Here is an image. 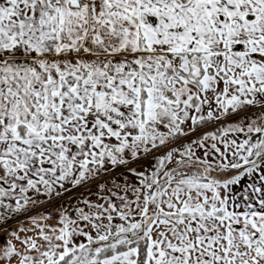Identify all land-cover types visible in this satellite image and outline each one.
<instances>
[{"label":"crops","instance_id":"0c3cea01","mask_svg":"<svg viewBox=\"0 0 264 264\" xmlns=\"http://www.w3.org/2000/svg\"><path fill=\"white\" fill-rule=\"evenodd\" d=\"M51 1L53 29L47 20L32 21L31 14L20 24H0V196L20 207L0 218V264H58L71 251L77 263L136 264L135 247L95 259L99 248L134 240L146 243L144 264H264V155L241 169L239 162L216 164L214 177L190 172L160 181V172L145 182L148 174L141 170L129 175L135 165L144 167L146 158L169 150L155 143L156 136L172 132L192 148L194 138L208 136L225 120L264 108V0H80L78 6L73 0ZM247 14L251 21L244 20ZM19 30L29 44L4 53ZM234 46L238 58L229 53ZM174 53L220 55L224 79L208 83V92L202 89L193 100L178 91L174 99L163 97L174 114L151 117L146 105L160 101H148L145 72L151 75L156 62L163 67L165 54ZM110 73V83L133 92L137 87V99L143 91L142 112L135 95L128 107L129 90L105 96L107 84L99 86L104 91L88 89V83H109ZM175 96H182L180 102ZM112 104L121 108L110 109ZM85 105H92V112L84 119ZM204 119L209 122L202 128L193 126ZM80 129L100 138L85 144L94 153L118 148L128 156L115 166L104 154L95 157L87 180L68 190L72 181L65 179L68 156L62 145L71 141L67 151H75ZM130 135L143 137L135 142L144 152L153 141L158 150L129 158V147L117 137ZM219 138L226 147L225 137ZM204 166L209 170L208 163ZM142 182L138 212L131 185ZM29 185L33 192L26 191ZM91 188L94 192L84 193ZM10 190L13 195L7 196ZM20 191L25 197L15 195Z\"/></svg>","mask_w":264,"mask_h":264},{"label":"rangeland","instance_id":"374dc122","mask_svg":"<svg viewBox=\"0 0 264 264\" xmlns=\"http://www.w3.org/2000/svg\"><path fill=\"white\" fill-rule=\"evenodd\" d=\"M34 1V0H33ZM220 1L216 2V6L219 5ZM223 5V3H222ZM46 6L48 7L46 10ZM221 6V5H219ZM218 6V7H219ZM53 4L51 0H46L45 5L40 2V0H36L35 2L31 3L30 0H0V24L4 23V21L7 23L8 20H12L15 22H18L20 24L23 21V19H29V15L31 14V19L32 21H35L37 19L38 21L43 20L46 22L48 21L49 28L53 29L54 28V14H53ZM36 12V13H35ZM34 13V14H33ZM6 14H11L12 17L15 19H12V17H8ZM43 14L42 17L39 15ZM28 16V17H27ZM30 19V20H31ZM45 19V20H44ZM195 21H197L196 18H194V24ZM25 24V23H24ZM44 24V23H43ZM22 25V24H21ZM18 26V25H17ZM36 27L35 25H33ZM40 26V25H39ZM198 27V26H197ZM194 25V31H196L197 28ZM36 30V28H33ZM21 30L18 32L14 31V38L12 42H15L12 44V48L8 49H3V52H18L23 46L21 45L22 43L24 44H29L30 40L28 39H23L21 36ZM21 40V42H19ZM35 39L31 41V43H34ZM50 44V51H51V45H52V39L49 40ZM230 55L233 56L234 58L239 57V52L240 50L238 47H232L230 48ZM50 51H48L50 53ZM0 53H2V50H0ZM228 53V54H229ZM164 63L162 64L163 67L160 64L159 68V63L156 62L155 66L153 69H149L151 72V75L146 71L145 75L149 77L150 79H147L149 82L148 83H143L145 87H143V90L149 99L148 101H152V99H157V101H160V103H153L151 104L148 103L147 105L144 104L143 108L146 105V109L148 107L149 115L151 117L154 116V114L159 115L162 114L161 116L166 117L168 114H174V109L170 107L169 105L164 104V98H173L174 95H183L186 99L188 98V95H192L191 99L193 100V97L195 95H200L201 90L205 92V94L208 92V88L211 86V84L208 83H219L221 80L224 79V76L221 72V56L217 54H201L199 55L195 54V56L190 57V58H184L180 60L176 65H173V61L170 58H167L166 56L163 57ZM146 61V60H145ZM149 64L151 65V60H149ZM166 65V67H165ZM123 67H128L131 68V63L124 64L122 63ZM148 66L146 65V68ZM150 67V66H149ZM152 68V67H151ZM191 70H197L196 74L189 75V69ZM196 68V69H195ZM135 70V67H134ZM190 70V71H191ZM211 74H210V73ZM96 75V72L93 73ZM111 75L113 73H110L108 75L107 80L109 83H88L89 87L88 89L92 90L96 87H99L100 85H108V88L106 89L107 93L99 92L97 94H105V96H109L112 94L118 93L119 91H128V96L130 98V103H129V108H132V105H134V95H135V104L136 106H139V99L138 98V88L135 87V92L132 87L130 89L126 90V86L120 85L119 83H110L111 80ZM89 76H92L89 75ZM87 76L89 79L90 77ZM190 79V80H189ZM207 83V84H206ZM126 84V83H124ZM84 85V84H82ZM98 85V86H97ZM102 91L105 90L103 86L99 87ZM181 89V90H180ZM95 90H98L96 88ZM176 92V94H175ZM203 92V93H204ZM192 93V94H191ZM81 94V92H79ZM84 94V93H82ZM125 94V93H124ZM194 95V96H193ZM104 96V95H103ZM182 96H175V98L180 102ZM195 99V98H194ZM147 101V102H148ZM175 100H173L174 102ZM191 101V100H190ZM163 103V104H161ZM188 103V102H187ZM189 104V103H188ZM191 104V103H190ZM176 107L178 108L180 105L179 103L177 104L176 102ZM174 105V106H175ZM92 105L84 106L82 107L81 110V115L80 117L84 119L88 114L92 112L91 107ZM156 106H160L162 109H158ZM195 107V105H192ZM110 109L115 108L118 110V108H121L117 106L116 104L108 105ZM138 111V109H136ZM168 113V114H167ZM167 114V115H166ZM200 113L198 112L197 114H193L192 118L195 119L194 117H198ZM169 117V115L167 116ZM165 122V121H164ZM183 122V121H182ZM84 124V122H83ZM166 126L169 127L171 124L169 121L165 122ZM181 124V123H179ZM203 127V126H202ZM201 127V128H202ZM200 129V128H199ZM167 129H163V131H166ZM258 130H261V133H257ZM146 133V132H145ZM167 134L164 137L161 136H156L155 143L160 144L162 146H167L169 147L168 149H165L162 152L156 153V158L148 157V162H146L145 166L143 164L135 165L131 170L129 175H137V172L141 170L143 173H147L148 176L145 177V182H149L151 180V176L153 171L156 170L157 166H160L163 164L162 162L165 161V166L161 171V180H165L167 178H179L181 175H184L186 173H194V175H202L205 171L208 172L206 174L212 175L211 177L217 176L219 174L218 168H216V164H224V162H230L232 164H236L239 162L240 164V169L244 168V166H250L254 164L261 156L264 155V108L259 109V110H252L249 112H245L243 114L236 115L234 117H231L227 120L224 121V124H222L220 127L216 128L215 130L212 131L208 136H202L201 138H194L192 142V148H190L189 144H184L183 138L184 136H175L171 134ZM255 133V134H253ZM147 134V133H146ZM222 135V137H225L224 141L227 143V146H222L219 145L218 143L221 142L222 140L217 139V137ZM229 134H234V137H231ZM238 134H241L238 136ZM244 136L242 137V135ZM248 134H253V136ZM229 136V138H228ZM143 138V137H141ZM140 137L137 136H128V137H117V140L123 144V147H129V158L134 157L135 159H138L142 156V154L146 156L153 154L154 150H158L156 147L157 145L153 146L154 141L152 144H149L151 146L150 149L147 146V150L144 152V146L140 142H135V139L140 140ZM161 138V139H160ZM166 138V139H165ZM100 138L95 137V136H90L86 137L83 134V130L80 129L79 135L74 137V141H78L77 143H80V146L77 147L75 151H67L68 150V145L71 141L67 142L66 144L62 145L66 148L62 152V155H67L68 158H66L65 166H64V172L66 174L65 179H69L72 181L70 184L69 188H73L74 186H77V184H81L82 181L87 180V177H89V172L94 171V167L91 165V162L93 163V160L95 157L99 155L106 156L108 160L110 161L111 165H114V163L119 162V160H126L125 157L128 156V154H122V151L119 150L118 148H108L102 153H94L91 151L92 149L88 146L85 145L88 143V140H95L96 142H99ZM158 139V140H157ZM240 139V142H239ZM219 140V141H218ZM128 141V143H126ZM75 144V143H72ZM138 144V146L136 145ZM166 144V145H165ZM218 147L219 150H217L215 147ZM152 147V148H151ZM156 148V149H153ZM162 148V147H160ZM152 149V150H151ZM226 149V150H225ZM227 153V156H226ZM71 157V159H70ZM68 159V160H67ZM209 164L208 166L209 170L206 169L204 165ZM205 167V170H204ZM153 169V170H152ZM114 170H118L117 168H114ZM152 170V171H151ZM150 176V177H149ZM115 179V178H114ZM109 183V182H108ZM138 183V182H137ZM143 185L139 183V187L131 185L132 189L131 191L133 192V189L137 191L135 194L133 201L131 203H134V205L137 206L134 209L140 212V207L139 203L142 200L141 198L139 199L140 195L142 194L143 190ZM106 186H108L106 184ZM94 188H91L89 190H86L84 193L89 194L90 192H94ZM35 190V187L32 185H29L26 188L27 192H33ZM67 190V188H66ZM72 190V189H70ZM11 191V190H10ZM84 193H81L80 195H84ZM135 193V192H133ZM13 195L12 191L9 193L7 196ZM18 198L25 197V194L23 191L17 192L15 194ZM154 196V195H153ZM9 200L4 199L3 197L0 196V218H3L5 216L12 215L16 211H19V208L11 207V203ZM147 213V208L145 207L142 213ZM137 217V215H136ZM140 218V215L138 216ZM128 219L131 220V222L134 224L137 220L136 219H131V217L128 216ZM132 224V225H133ZM135 226L130 225V231L132 228H135ZM115 227H120V223H117ZM124 231L120 232L123 233ZM101 249V248H99Z\"/></svg>","mask_w":264,"mask_h":264},{"label":"trees","instance_id":"16d2710c","mask_svg":"<svg viewBox=\"0 0 264 264\" xmlns=\"http://www.w3.org/2000/svg\"><path fill=\"white\" fill-rule=\"evenodd\" d=\"M139 108L140 111L142 112L143 109V91L140 92V99H139ZM208 119H204L201 121H198L194 123V127H201L208 123ZM160 166L156 167V170L153 171V175L159 174L162 169L165 166V161L162 162ZM130 241H125L124 243L116 244L112 247H104L101 248L98 253L95 255L96 260H100L105 257H109L115 253L121 252L126 250L129 247H135L136 252H137V258H136V264H144V259H145V250H146V243L142 242L141 240H134V242L129 243ZM74 255L75 251L68 252L64 255V257L58 262V264H82V263H77L76 261L74 262Z\"/></svg>","mask_w":264,"mask_h":264},{"label":"flooded vegetation","instance_id":"af4514ba","mask_svg":"<svg viewBox=\"0 0 264 264\" xmlns=\"http://www.w3.org/2000/svg\"><path fill=\"white\" fill-rule=\"evenodd\" d=\"M71 3L75 4V5H79L80 4V0H73L71 1ZM248 15V14H247ZM250 15V14H249ZM252 16V15H251ZM253 17V16H252ZM198 55V54H197ZM165 56L167 58H170L173 61V57L177 56L178 60L176 63L173 62V65H176L180 60L184 59V58H190L195 56V54H191V53H174V54H165ZM196 69V68H195ZM191 68L189 69V75H193L196 74L197 70H191ZM210 73V72H209ZM211 74V73H210ZM190 80V79H189Z\"/></svg>","mask_w":264,"mask_h":264},{"label":"water","instance_id":"95a60500","mask_svg":"<svg viewBox=\"0 0 264 264\" xmlns=\"http://www.w3.org/2000/svg\"><path fill=\"white\" fill-rule=\"evenodd\" d=\"M252 19H253V17L251 15H245L244 16L245 21H251Z\"/></svg>","mask_w":264,"mask_h":264},{"label":"built area","instance_id":"2783aa9c","mask_svg":"<svg viewBox=\"0 0 264 264\" xmlns=\"http://www.w3.org/2000/svg\"><path fill=\"white\" fill-rule=\"evenodd\" d=\"M177 60H178V57H177V56L173 57V62H174V63H176Z\"/></svg>","mask_w":264,"mask_h":264}]
</instances>
